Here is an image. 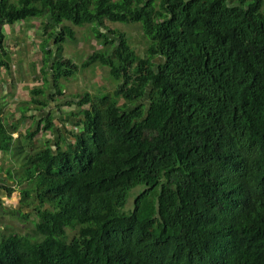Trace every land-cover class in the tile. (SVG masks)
<instances>
[{
	"label": "trees",
	"instance_id": "1",
	"mask_svg": "<svg viewBox=\"0 0 264 264\" xmlns=\"http://www.w3.org/2000/svg\"><path fill=\"white\" fill-rule=\"evenodd\" d=\"M33 19L48 36L31 104L78 72L61 54L72 26L103 45L81 67L119 84L74 96L60 123L80 131L58 144L37 140L59 133L54 113L17 146L0 122V153L22 157L0 194L20 189L38 216L33 233L0 231V264H264V0H0L1 53L3 26ZM109 22L140 23L146 55Z\"/></svg>",
	"mask_w": 264,
	"mask_h": 264
},
{
	"label": "rangeland",
	"instance_id": "2",
	"mask_svg": "<svg viewBox=\"0 0 264 264\" xmlns=\"http://www.w3.org/2000/svg\"><path fill=\"white\" fill-rule=\"evenodd\" d=\"M70 25V23H68ZM36 26H39L38 28L41 30L39 32V29L37 28L38 36L34 37V43L30 44V49L34 50L36 55V60L42 61L43 58H45L46 50L38 44L40 41V37L43 34L42 30L43 27L38 24ZM41 26V27H40ZM108 26L110 29H115L120 32H123L128 36V40L130 44L136 49V51L141 54L142 56L146 55V49L149 44V38L146 37L143 33L142 26L140 23H113L109 22ZM93 25H85L83 27L78 26H72V28L76 31V40H70L67 39L63 44V50L61 52L62 56L66 58H70L75 64L79 66L78 72L70 79H61L60 87L63 89V91H66V93L63 92V95H59L58 88L53 83V89L52 93H54L55 100L52 102L53 108L52 112L57 115L56 108L57 106H61L62 112H68L69 108H66L65 106L61 105L62 102H66V98L68 100H73L74 96L76 95H84L85 93L89 92L93 96L100 95L101 97L106 95L107 93H112L114 89H116L119 82L113 80L110 78L109 75V69L100 66L99 64H94L90 66L88 69H83L81 66L82 64L87 60L88 56L92 54L96 50H100L103 48V45L101 42L95 37L93 33ZM54 48L56 49L57 44H53ZM105 48V47H104ZM45 52V54H44ZM44 61V60H43ZM52 67L54 62H56V58H52ZM51 64V63H50ZM43 75V74H42ZM51 76V75H50ZM31 78V75L29 76ZM102 93V94H101ZM73 96V97H71ZM49 97V94H48ZM78 107H74V111L77 110ZM69 124L71 132H75L78 134L80 129H77L74 125L71 123ZM65 124L63 123L62 126ZM70 132L66 130L65 135ZM53 134L50 135V137H47L48 140H53ZM45 144H42L39 147H36L35 151L37 149H40ZM63 147V145H62ZM34 148V143L29 146L30 151H32ZM34 152V151H33ZM2 157L0 158V167H2L1 163H5V168H1L0 170H3V172L0 174V187H12L14 182L9 180L7 177L8 170L10 169L13 171V174L15 177H17L22 169V162L19 165V162L22 158L21 154L18 153L19 158L12 157ZM10 159V160H9ZM138 194L137 191L134 192V195ZM133 197L131 196L130 201L127 205L128 209L131 208V205L133 203ZM20 210L24 211L25 215L29 216L27 218H22L19 214L16 213ZM35 213L34 206H27V203L22 204V198L20 194V189H15V192L12 195L1 193L0 194V231L3 234H6L8 232H18L21 234L26 233H33L34 232V225L32 223L33 220L38 219L37 214ZM12 228H10V227Z\"/></svg>",
	"mask_w": 264,
	"mask_h": 264
},
{
	"label": "crops",
	"instance_id": "3",
	"mask_svg": "<svg viewBox=\"0 0 264 264\" xmlns=\"http://www.w3.org/2000/svg\"><path fill=\"white\" fill-rule=\"evenodd\" d=\"M43 23H46L45 20L33 19L27 22L3 26L6 35L7 54L0 52V61L8 62L9 67L0 66V122L10 131L15 130L12 134L15 138L16 146L22 142V138L27 135V132L31 129L35 130L44 118L53 113L52 103L45 109L37 108V106L31 104L34 98L33 90L46 85V75L44 74L45 58H43L44 61L36 60L35 52L29 46L34 43V37L38 36L36 30L39 26L36 25L40 24L43 27ZM42 33L38 44L43 49L46 47L45 43L48 36L44 27ZM54 43H56L55 40H53ZM51 67L52 62L50 64ZM30 75L31 78H29ZM50 75V80H53V74ZM49 86L48 94L50 96L53 82ZM63 92L66 93V91ZM66 100V102L61 101V105L69 108L68 112L74 111L75 106H69L68 104L69 102L73 104L74 99L68 100L66 98ZM60 110L61 106H57V115L55 116L59 118V122L57 121L60 126L57 130L59 133L43 132L37 138L39 142H46L48 140L47 137L53 134L54 136L51 137H53L54 144H58L62 137L60 132L65 135L66 130H69V124L67 125V123L70 122H63L64 126H62L63 123H60V119H65L68 112H64L65 115L62 116ZM1 157L2 154L0 153ZM6 157L8 158L9 155H6ZM1 164L3 165H1L0 169L5 168V163Z\"/></svg>",
	"mask_w": 264,
	"mask_h": 264
}]
</instances>
